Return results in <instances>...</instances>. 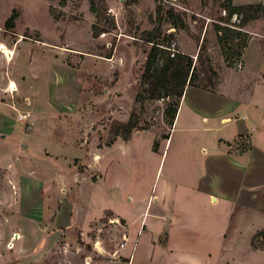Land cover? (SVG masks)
<instances>
[{
  "label": "rangeland",
  "instance_id": "obj_1",
  "mask_svg": "<svg viewBox=\"0 0 264 264\" xmlns=\"http://www.w3.org/2000/svg\"><path fill=\"white\" fill-rule=\"evenodd\" d=\"M92 2L98 15L90 11ZM225 4L0 0V45L13 53L10 60L0 53V264H86L87 258L99 262L101 257L93 251L96 242L99 251L100 245L122 246V234L121 242L112 234L113 223L127 225L121 230L127 238L124 264L131 253L129 264H188L184 258L194 253L201 257L200 264L229 262L225 254L219 258L216 244L219 217L224 222L226 207L210 204L199 189L209 181L203 150L210 155L218 140L235 136V121L220 120L240 118L243 109L210 119L212 110L195 101L190 90L226 96L213 97L222 104L219 112L226 101L246 100L244 82L264 70V15L257 12L255 19L237 28L236 16L221 21L227 15ZM232 4L264 8V0ZM11 18L13 28L7 29ZM96 22L108 31L94 38L91 27ZM215 23L246 36L241 56V38L231 43L232 66L218 45ZM158 24L157 38L145 42ZM201 44L216 73L215 86L209 91L197 75L170 125L175 100H149L141 76L150 56L151 70L161 64L162 49L193 57L197 67ZM128 140L132 143L125 149ZM115 143L104 154L105 178L97 185L102 180L97 154ZM166 184L171 195L162 207ZM106 211L119 221L111 224ZM96 217L103 219L82 237L87 222ZM72 221H80L79 228L75 225L59 235V228ZM169 230L172 241L166 244ZM239 252H232L229 264H243Z\"/></svg>",
  "mask_w": 264,
  "mask_h": 264
},
{
  "label": "crops",
  "instance_id": "obj_2",
  "mask_svg": "<svg viewBox=\"0 0 264 264\" xmlns=\"http://www.w3.org/2000/svg\"><path fill=\"white\" fill-rule=\"evenodd\" d=\"M243 58V68L245 69V56ZM263 75L264 70L258 71L254 79L247 80L246 82H244L245 85L243 86L242 92L246 94V100L226 101L228 102V105H226L225 109L223 110L224 113L223 111L219 112V108L220 106L222 107V104H219V102L214 101L213 99L218 98L217 100H224L226 96L221 97L220 94L214 95L212 93H204L200 91L190 90L194 91L193 98H195V101H200L201 104L207 106L212 110V118L210 119H216L217 116L221 113L225 114V116L229 114L233 115L240 107L241 109H243L240 118L238 115H234V119H231L229 117H222L220 120L223 124H228L232 121H235V136H233L230 140L227 138L218 140L216 142L215 147L211 149L210 155L208 154L207 156H205L204 154H206L207 150H203L204 168L208 170L207 172L209 175V181L206 182L207 186H205V189H199V193L205 195L208 198L210 204L217 205L220 203L221 205H224V207H226L227 212L225 213L226 216L223 218L224 222L222 219L220 220L221 217H219L218 222H220V229L218 230V233L216 235V240L219 241V243L216 244L217 246H219L220 249L219 258L225 254V260L229 261L227 262V264L234 260V254L232 252L236 251H240L239 253L241 254V261L243 264H264ZM189 92L187 91L186 93H184L183 97L180 100L179 107L182 101L186 99ZM209 96L212 97L210 100L202 99ZM169 137L170 135L168 136V138ZM131 143V140L125 142V149L128 148ZM164 144L165 147L163 151L167 146V141ZM115 145H117V143L111 145L110 147L105 146L102 148L103 150H101L100 155L97 154V157L100 158L99 171L102 175V180L99 181L97 185H99L105 178L104 167L102 165L105 159L104 154L107 149H113ZM170 195L171 192L169 190V184H166V186L163 188V193L161 196L162 207L163 205H165V202L168 201ZM151 199L152 196H149L147 200V205L150 203ZM153 200H157L156 197H153ZM106 212H110L109 218L111 219L109 220L111 224L113 223V221L111 220H114V222L119 221V219H117V217H115L111 211ZM55 215H57V212ZM102 219L103 218L101 217H96L88 221V228L86 229L85 233H82V237L84 235H87L88 232L94 230L95 225ZM120 220L125 223V220ZM79 225L80 221L77 222V224L72 221V224L70 222L68 225H65L66 227L59 228V235L60 233H62L63 230H65L66 232L67 229H72L73 226H75V228L77 227L78 229ZM112 225H115L116 227V230L112 234H116V237L118 235L117 240L120 241V234H122V236L125 235V233H123V231L121 230L126 228L127 225L125 224L124 226L120 227H117L116 223H113ZM97 229V233L100 234L101 228ZM170 230L172 229L170 228ZM170 230L166 234V244H168L169 241H172ZM138 234L139 231L137 235ZM52 235L53 234H51V236ZM49 241H51V239ZM98 243H100V241H98ZM98 243H95L93 251L97 252V255L101 257L100 261L95 262L91 260L89 262L87 258L86 264H124L126 259L124 254V250L126 248L125 244L123 247L119 248L117 246L116 248H112L108 244L100 245L99 251L95 248ZM165 246L167 252H173V250L167 247V245ZM179 249L181 248H178V250ZM222 250L223 254L221 255ZM111 255L114 256L113 259L108 260L109 258L111 259ZM107 256L109 257L108 259L104 258ZM190 256L191 255H189L187 258H184V261H187L188 264H200V256H198L196 253H194L193 257ZM131 257L132 253L127 261V264L130 263ZM151 260L149 259L148 261Z\"/></svg>",
  "mask_w": 264,
  "mask_h": 264
},
{
  "label": "trees",
  "instance_id": "obj_3",
  "mask_svg": "<svg viewBox=\"0 0 264 264\" xmlns=\"http://www.w3.org/2000/svg\"><path fill=\"white\" fill-rule=\"evenodd\" d=\"M136 2V0H132ZM225 5L223 6L226 12V18H222L221 21L229 22L234 16H236L238 23L234 27L241 28L244 27L249 21L256 18L255 13L259 12L264 15V8L261 4L258 5H245V6H234L232 0H225ZM90 11L93 14L98 15V9L95 7L94 2L91 3ZM160 12V8H157V14ZM158 22L160 20L158 19ZM110 29L113 28V21L109 22ZM214 31L217 36L218 45L222 51L225 62L232 66V55L229 54V51L232 49V42L236 38H241V43L239 45L238 56H241V51L247 47L246 36L239 30H233L231 28L223 27L219 23H215ZM6 28H13V19H9L6 22ZM92 36L97 38L100 34L106 33L108 31L104 25H101L99 22H96L91 27ZM159 33V24L156 28L149 34L148 37L144 39L147 43H152L154 39L157 38ZM232 43V44H231ZM157 47L153 46V51H157ZM162 49L159 52L163 53L161 58V64L156 68L151 70V63L154 60L153 56L148 58L147 69L142 74L140 81L142 84L146 85L144 90L145 95L149 100H159V99H169L173 98L175 100L171 113V121L176 117L179 103L181 98L184 95L186 87H192L195 78L197 75H201L204 81L207 83V86L210 87L209 91L215 86L216 73L212 69L209 60L205 54V49L203 44L200 45L198 53L196 55V61L198 66L194 64L193 57L179 53ZM205 90V89H204ZM123 127V125H122ZM124 128V127H123ZM130 132L127 131V135L124 137H129ZM168 140V136L165 137Z\"/></svg>",
  "mask_w": 264,
  "mask_h": 264
},
{
  "label": "bare ground",
  "instance_id": "obj_4",
  "mask_svg": "<svg viewBox=\"0 0 264 264\" xmlns=\"http://www.w3.org/2000/svg\"><path fill=\"white\" fill-rule=\"evenodd\" d=\"M0 53L3 54V55L5 54L4 56L8 60H10L12 55H13V53L10 54L9 51L7 50V48L4 45H2V44L0 45ZM10 89H13V83L10 84Z\"/></svg>",
  "mask_w": 264,
  "mask_h": 264
},
{
  "label": "built area",
  "instance_id": "obj_5",
  "mask_svg": "<svg viewBox=\"0 0 264 264\" xmlns=\"http://www.w3.org/2000/svg\"><path fill=\"white\" fill-rule=\"evenodd\" d=\"M108 12L111 13V10H108ZM122 238H123V239H122V242H123V243H122V246H121V247H123L124 244H125V242H126V236L123 235Z\"/></svg>",
  "mask_w": 264,
  "mask_h": 264
}]
</instances>
